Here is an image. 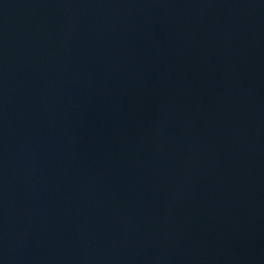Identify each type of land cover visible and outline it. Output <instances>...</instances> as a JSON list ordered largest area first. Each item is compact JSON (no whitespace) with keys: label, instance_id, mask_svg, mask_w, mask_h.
Returning <instances> with one entry per match:
<instances>
[{"label":"water","instance_id":"95a60500","mask_svg":"<svg viewBox=\"0 0 264 264\" xmlns=\"http://www.w3.org/2000/svg\"><path fill=\"white\" fill-rule=\"evenodd\" d=\"M0 264H264V0H0Z\"/></svg>","mask_w":264,"mask_h":264}]
</instances>
